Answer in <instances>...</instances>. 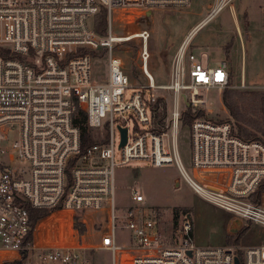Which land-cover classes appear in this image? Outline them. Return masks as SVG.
<instances>
[{
    "label": "built area",
    "instance_id": "1",
    "mask_svg": "<svg viewBox=\"0 0 264 264\" xmlns=\"http://www.w3.org/2000/svg\"><path fill=\"white\" fill-rule=\"evenodd\" d=\"M227 2L215 0L175 50L168 80L157 83L148 69L150 33L141 29L115 35L112 13L130 23L154 9L185 7L190 0H0V264H99L94 258L98 250L110 252L109 264H234L235 256L240 264H264V243H195L189 215L168 234L159 227L158 210L149 208L135 187L130 189L131 206L117 208L115 203L117 166L132 160L153 166L174 163L201 199L245 223L264 226V193L258 194L264 182V136L242 139L231 121L213 119L212 110L201 106L202 90L222 92L230 86V70L225 60L212 66L190 49L194 34ZM101 7L107 11L104 35L93 29V16ZM131 39L139 42L143 77L136 85L113 55L115 44ZM104 54L107 77L94 82L91 58ZM128 87L136 89L125 99ZM186 105L205 113L189 124V171L176 149ZM78 109L98 135L83 152L80 129L73 122ZM158 112L164 116L155 130ZM123 128L125 143L120 145ZM167 136L170 152L163 146ZM95 157L105 162L84 165ZM30 209L49 214L32 223ZM95 212L108 219L96 243L87 244L73 233L53 234L75 220L87 226V217ZM117 219L129 231L127 244L117 242ZM44 232L49 234L44 237Z\"/></svg>",
    "mask_w": 264,
    "mask_h": 264
},
{
    "label": "rangeland",
    "instance_id": "2",
    "mask_svg": "<svg viewBox=\"0 0 264 264\" xmlns=\"http://www.w3.org/2000/svg\"><path fill=\"white\" fill-rule=\"evenodd\" d=\"M214 2L215 0H190L185 7L158 8L134 18L130 23L116 20L117 13L113 12L112 29L117 36H125L141 29L148 30V69L157 83H165L175 50L191 28L205 17ZM190 48L197 57L201 56L203 63L216 66L221 60H225L230 70V86L222 92L216 88L202 90L205 104L201 106L212 110L210 115L213 119H228L264 136V0H228L225 7L196 33ZM138 49V40L131 39L115 44L113 51V55L121 59L128 81L133 85L138 83L136 79L143 81ZM91 76L94 82L106 79V54L92 56ZM135 89L126 88L124 98L128 99ZM223 95L226 96V102L223 101ZM166 96L169 98L167 93ZM179 105L182 109V98ZM92 133L96 140L97 132L92 130ZM163 142L164 148L170 152L169 136L164 137ZM176 149L183 166L189 171L190 129L189 125L182 122L177 132ZM114 157L115 161L120 160L117 146ZM95 162L105 160L95 157L84 165ZM20 164L25 166V162ZM115 180L117 208L131 206L130 189H139L145 197L146 205L158 210L159 227L164 228L168 234L173 233L182 224L184 216L189 215L193 223V239L199 245L235 243L240 247H248L264 243L263 225L237 220L233 214L201 199L185 183L174 163L153 166L147 160H132L115 168ZM87 218L84 231L72 232L76 238L82 237L87 244L92 245L98 241L97 232L107 228L108 219L101 212H95ZM116 223L117 242L127 244L129 231L120 227L119 219ZM229 237L230 242L227 243L226 239ZM94 258L99 264H109L110 252L98 250ZM21 262L28 264L26 261Z\"/></svg>",
    "mask_w": 264,
    "mask_h": 264
},
{
    "label": "trees",
    "instance_id": "3",
    "mask_svg": "<svg viewBox=\"0 0 264 264\" xmlns=\"http://www.w3.org/2000/svg\"><path fill=\"white\" fill-rule=\"evenodd\" d=\"M93 29L101 34H106L107 29V11L106 8L101 7L99 11L93 16ZM223 101L226 102V96L223 95ZM163 103V99H159L158 104ZM205 113L201 109L193 110L190 106L186 105L185 110L182 114V123L189 125L191 121L200 115H204ZM164 116V112H158L155 118V130H160V128L157 126V123L161 121V119ZM220 121H229L226 120H220ZM73 122L75 125L79 126L80 129V148L81 152H83L89 145L96 142L94 139V134L92 133V129L89 128L86 125V116L85 112L82 110H77V112L74 114ZM234 133L245 140H253L260 138L259 135L251 130L246 128L245 126L241 125L240 123H234L232 122ZM264 193V182L261 184V186L258 189V194ZM253 201H256L253 199ZM49 214V210L46 209H30L29 210V216L32 221V223H35L37 220L46 217ZM74 229H77L79 232H82L85 230V226L77 220H75L73 224ZM226 242H230V237L226 239ZM4 264H22L21 261L16 262H10V263H4Z\"/></svg>",
    "mask_w": 264,
    "mask_h": 264
},
{
    "label": "crops",
    "instance_id": "4",
    "mask_svg": "<svg viewBox=\"0 0 264 264\" xmlns=\"http://www.w3.org/2000/svg\"><path fill=\"white\" fill-rule=\"evenodd\" d=\"M202 28H203V27H202ZM202 28H201V29H202ZM201 29H200V30H201ZM200 30H198V31H200ZM198 31H197V32H198ZM195 35H196V34H195ZM195 35H194V36H195ZM194 36H193V37H194ZM192 39H193V38H192ZM191 41H192V40H191ZM190 45H191V44H190ZM190 49H191V48H190ZM236 219H237V220H240V219H238V218H236ZM240 221H242V220H240ZM242 222H243V221H242ZM66 226H67L68 228H64L63 230L55 229V230L53 231V234L57 235V234L59 233V231L63 232L64 234L73 233V232H72V230H73V228H72V226H73V225H72V222H70V224H68V225H66ZM48 234H49V232H48ZM48 234H47V232H44V237H46Z\"/></svg>",
    "mask_w": 264,
    "mask_h": 264
},
{
    "label": "water",
    "instance_id": "5",
    "mask_svg": "<svg viewBox=\"0 0 264 264\" xmlns=\"http://www.w3.org/2000/svg\"><path fill=\"white\" fill-rule=\"evenodd\" d=\"M147 13H150V11L147 12ZM125 132H126L125 128L121 129V142H120V145H123L125 143ZM234 264H240V259H239L238 256L234 257Z\"/></svg>",
    "mask_w": 264,
    "mask_h": 264
},
{
    "label": "bare ground",
    "instance_id": "6",
    "mask_svg": "<svg viewBox=\"0 0 264 264\" xmlns=\"http://www.w3.org/2000/svg\"><path fill=\"white\" fill-rule=\"evenodd\" d=\"M196 33H197V32H196ZM196 33H195V34H196ZM195 34H194V35H195ZM118 40H119V41H123L124 39H118Z\"/></svg>",
    "mask_w": 264,
    "mask_h": 264
}]
</instances>
